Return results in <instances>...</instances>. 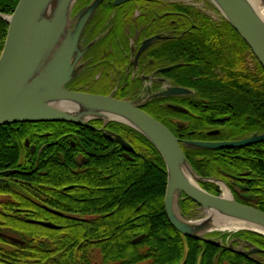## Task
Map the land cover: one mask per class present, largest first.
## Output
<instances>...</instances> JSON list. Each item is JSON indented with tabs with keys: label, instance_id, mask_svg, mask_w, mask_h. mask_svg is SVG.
I'll return each instance as SVG.
<instances>
[{
	"label": "trees",
	"instance_id": "1",
	"mask_svg": "<svg viewBox=\"0 0 264 264\" xmlns=\"http://www.w3.org/2000/svg\"><path fill=\"white\" fill-rule=\"evenodd\" d=\"M1 1L0 12L5 14L12 13L18 2L12 0L6 4L7 0ZM171 6L187 14V25L193 32L162 43L154 54L162 62H173L174 51L178 53L182 64L165 73L177 85L190 88L196 95L192 106L185 105L190 114L181 115L186 118L188 128L195 130L194 137L204 134V128L214 125L215 118L226 114L229 115L224 123L226 138H238L255 131L264 133V69L246 42L224 18L216 22L192 6L178 3H171ZM76 9L77 3L74 13ZM7 28V21L0 17V54ZM248 55L251 56V67ZM142 109L175 134L171 119L180 114L163 106L158 98L142 105ZM89 123L103 124L99 119ZM9 124L80 126L84 127L80 142L90 141L87 134L91 131L85 125L72 122ZM106 126L127 141L133 151L125 156L126 150L117 141L113 152L108 147L102 149L93 145L89 147L93 155L87 165L73 170V163H68V182L69 179L76 181L84 198L79 210L66 212L65 217L50 215V222L58 228L29 221L44 219L49 214L0 212V232L24 242L13 243L0 235V264H264L263 235L247 230L213 232L208 237L217 242L214 243L183 236L176 230L164 211L167 171L158 150L133 128L115 121ZM18 132L16 148L22 155L27 153L24 138L34 142V131L21 129ZM104 133L109 135L108 130ZM181 148L200 176L222 177L223 172L240 176L237 179L252 194L247 204L264 211V140L232 148L201 149L187 145ZM44 150L41 156L45 155ZM12 155L10 151L0 152L2 159ZM19 164L15 162L8 166L19 167ZM73 171L82 177H73ZM142 173L158 178L149 200L135 197L133 187L127 186L133 175ZM69 174L72 175L70 178ZM200 185L214 195L220 193L219 187L211 182ZM180 207L189 217L197 205L189 198H183ZM141 234H144L143 238L132 241ZM232 238L243 240L245 245L249 242L261 251L256 252L254 258L232 251L228 248Z\"/></svg>",
	"mask_w": 264,
	"mask_h": 264
},
{
	"label": "water",
	"instance_id": "2",
	"mask_svg": "<svg viewBox=\"0 0 264 264\" xmlns=\"http://www.w3.org/2000/svg\"><path fill=\"white\" fill-rule=\"evenodd\" d=\"M77 1H71L67 11L64 36L60 38L49 64L41 69H39V64L43 54L59 39L63 31L64 25L59 22L58 14L62 7V9H66V2L63 1L59 4L60 11L53 16L44 14V7L49 0H18L12 13H0V17L8 23L0 54V125L40 121H67L79 125H89L91 120L99 119L105 126L110 121L119 122L147 138L163 158L167 171L164 211L169 223L183 236L214 243L217 242L208 237L213 232L226 233L247 230L264 236V211L236 201L221 179L198 175L184 155L179 138L141 108L146 103V98L140 95L136 99H119L113 97L111 93L103 95L67 87L82 73L83 55L94 43L91 41L84 45L82 33L97 6L103 0H91L74 13ZM125 1L128 0H115L114 3L120 4ZM210 1L246 42L264 69V17L257 8V5L264 4V0H257L256 6L249 0ZM189 92L190 90L184 87L175 86L154 93L152 96ZM103 115H115L121 119H105ZM263 138L264 135H252L237 140L185 142L195 148L219 149L244 146ZM114 139L123 147L132 150L131 145L120 135L115 134ZM183 162L187 163L197 176L196 185L188 182L183 176L180 168ZM202 182H211L216 185H220L218 183L220 182L230 192V196H223V192L214 195L200 186ZM174 198L177 210L183 218L200 219H191L181 211L180 200L189 198L205 211L209 209L222 217L249 224L251 227L222 230L213 226L196 233L190 224L175 215ZM29 221L49 228L59 227L48 221ZM0 235H4L13 243H24L20 238L1 232ZM143 236L144 234H141L132 241L137 242ZM246 245L249 248L246 251L235 249L231 244L228 245V248L243 255L261 251L249 242H246Z\"/></svg>",
	"mask_w": 264,
	"mask_h": 264
},
{
	"label": "flooded vegetation",
	"instance_id": "3",
	"mask_svg": "<svg viewBox=\"0 0 264 264\" xmlns=\"http://www.w3.org/2000/svg\"><path fill=\"white\" fill-rule=\"evenodd\" d=\"M11 1L7 0L6 4ZM114 1L103 0L86 24L82 33L83 44L91 41L94 43L83 55L82 73L67 85L68 88L103 95L111 93L115 98L128 100L142 95L147 99L146 103L156 98L160 99L163 106L180 114L172 116L171 119L175 134L167 128L179 138L181 147L187 145L188 141L237 140L252 135H264L255 131L238 138H226L224 132L227 131V127L224 123L229 119V115L226 114L215 118L214 125L204 128L202 130L204 134L194 137L195 130L188 128L186 118L181 115L190 114L187 106L193 105L192 100L196 95L190 88L177 85L165 73L182 64L178 53L174 51L173 62H162L154 54L159 51L162 43L180 39L193 32L187 25L189 21L187 14L174 9L171 6L172 2L169 4L160 0H128L115 4ZM87 3H89L87 0H79L76 11ZM247 60L249 65L252 64L250 55ZM175 86L184 87L190 92L152 96ZM85 128L91 131L90 135L87 134L90 141L80 142V137L84 136V127L80 126L0 125V152L10 151L13 154L6 159L0 158V212H40L49 216L34 221L50 222L52 216L65 217L66 212L79 210L84 198L83 192L77 188L79 184L76 181L69 179L68 182L66 173L68 163H73V170L80 169L88 164L93 155L89 147L93 145L101 146L102 149L108 147V150L113 152L116 144L114 130L106 125L89 124L85 125ZM21 129L34 131V142L31 143L28 137H25L23 144L27 153L19 155L16 143L18 131ZM67 129L73 131H66ZM104 130H108L109 135H106ZM186 133L188 136L185 137ZM101 137L108 140H95ZM44 148L45 155L41 156ZM123 148L126 150L123 153L125 156L133 151V148L132 150ZM15 162L20 163L19 167L8 166ZM42 170H45L44 173ZM72 173L73 177L81 176L75 171ZM222 174V177L215 178L221 179L227 185L235 200L248 205L247 201L251 200L252 194L239 182L237 178L240 176L226 175L224 172ZM71 176L69 174V178ZM230 244L238 250L249 249L239 238H232ZM248 256L254 258L256 252Z\"/></svg>",
	"mask_w": 264,
	"mask_h": 264
},
{
	"label": "bare ground",
	"instance_id": "4",
	"mask_svg": "<svg viewBox=\"0 0 264 264\" xmlns=\"http://www.w3.org/2000/svg\"><path fill=\"white\" fill-rule=\"evenodd\" d=\"M63 1L66 2L65 8L66 9H62L61 11L59 9V4L62 3ZM72 0H49V2L46 4V6L44 7V14L46 16H53L55 14H58L60 11V14H58L59 16V22L63 23L64 28L63 31L61 32V35L59 37V39L51 46L49 47L46 52L43 54V57L40 61L39 64V69L44 68L47 64H49L52 56H53V52L54 50L57 48L60 38H63L64 36V32H65V26L67 23V11H68V7L70 5ZM252 4H254L255 6L258 4L257 0H249ZM264 3V2H263ZM257 8H259V12L262 13L264 12V4L263 5H257ZM105 117V119H109V118H118L121 119L118 116L115 115H103ZM181 172L183 174V176L185 177V179L190 182L193 185L197 184V176L195 175V173L191 170V168L189 167V165L185 162H183L181 164ZM221 186H222V195L223 196H230V192L226 189V187L218 182ZM173 209H174V213L175 215L185 221L186 223L190 224L193 229L195 230L196 233H200L204 230L210 229L213 226H215L217 229H236V228H241V227H251L249 224L246 223H240L234 220H230L227 219L225 217L220 216L218 213H214L211 212L209 209H206V211L208 212L207 217L204 218H200L197 220H190V219H186L183 218L180 214L179 211L177 210L176 204H175V198L173 200ZM210 216V217H209Z\"/></svg>",
	"mask_w": 264,
	"mask_h": 264
},
{
	"label": "rangeland",
	"instance_id": "5",
	"mask_svg": "<svg viewBox=\"0 0 264 264\" xmlns=\"http://www.w3.org/2000/svg\"><path fill=\"white\" fill-rule=\"evenodd\" d=\"M166 3H178L192 6L199 10L201 13L208 16L214 21H220L223 18L221 12L214 6L210 0H160ZM264 17V12H262ZM158 178L154 174H140L133 175L132 178L127 181V186L133 187L134 195L138 198L150 199L149 197L154 193L153 189L157 186ZM132 191V190H131ZM222 188L220 193H222ZM192 214L189 218L197 219L207 215V211L200 207H195L192 209Z\"/></svg>",
	"mask_w": 264,
	"mask_h": 264
}]
</instances>
